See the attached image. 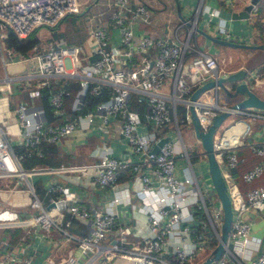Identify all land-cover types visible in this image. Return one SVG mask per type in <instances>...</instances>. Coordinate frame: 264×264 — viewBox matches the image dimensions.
I'll list each match as a JSON object with an SVG mask.
<instances>
[{
	"label": "built area",
	"instance_id": "2783aa9c",
	"mask_svg": "<svg viewBox=\"0 0 264 264\" xmlns=\"http://www.w3.org/2000/svg\"><path fill=\"white\" fill-rule=\"evenodd\" d=\"M227 2L234 10L250 4L249 18H255L257 7L251 0ZM91 3L92 0H0V105L5 106L4 110L0 109V116L8 123L11 136L8 137L0 124V179L13 178L15 184H24L32 210L29 217L16 223L43 231H58L64 244L75 248L77 253V256H69L66 264H75L74 260L81 257L86 258L84 264H92L96 259L105 264L114 257L126 259L129 264H198L210 255L219 241L222 209L207 179L209 189L206 191L216 199L211 202L210 211L181 138L179 123L188 125L191 119L189 96L185 97L190 84L199 87L227 76L229 71L194 43L191 36L202 25L199 13H207L205 24L211 36L233 42H241V39L218 16V10L205 0H199L190 20L170 25L164 35L157 36L151 32H136L140 24H151L157 19L154 10L142 0H112L108 9L93 15ZM83 15L110 22L118 30V43H112L109 26L100 21L86 28L85 38L91 41L89 47L68 43L46 48L43 37L33 36L37 42L21 51L9 41L11 36L16 39L30 37L31 31L41 27L52 32L68 17L81 19ZM213 17L218 21L214 22ZM182 25L184 32L180 30ZM152 50L154 57H151ZM68 81L76 85L70 112L64 110V97L70 94L65 84ZM245 82L250 88L253 84L264 89V71L249 70ZM216 87L213 102L202 101L205 91L194 103L202 131L208 129L219 110L228 109V104L218 100L219 87ZM133 93L149 106L145 117L154 128L152 131H140L139 112L131 107ZM13 94H26L28 100L13 104L10 101ZM102 94L106 95L105 100L89 108L83 107L87 95L98 97ZM44 101L53 115L63 117L62 120L49 121ZM179 102H184L185 106L180 117L176 108ZM261 112L263 110L257 108L242 109L235 113L239 116L213 135L214 156L226 182L233 214L225 247L212 264H264V250H258L259 237L252 234L246 216L250 209L264 210V187H253L242 193L231 175V169L239 160L236 150L243 145L242 138L251 130L252 123L264 119ZM96 118L102 131H107L112 120L120 118V134L139 159L131 162L116 157L105 142L101 143L92 152L98 161L90 181L98 188L117 191L110 205L103 210H89L76 197L64 198L62 195L69 192L63 184L47 181L43 187L50 197L45 204L34 186L37 178L60 172H84L87 166L24 169L21 160L26 153L22 150L41 156L39 146L42 142L57 143L77 130L87 132ZM241 120L247 126L235 134ZM167 124H172V128L164 130ZM232 128L233 141L225 137L226 131ZM161 130L164 132L159 133ZM162 137L167 140L154 151ZM250 147L255 153L264 154V142L250 144ZM200 154L205 163L204 152ZM146 164L152 165L150 174L143 167ZM263 166V162L256 164L242 174L243 179L251 181ZM123 168H130L140 180L135 196L140 205L138 211L144 214L146 222V232H137L129 247L121 244L129 243L128 238L133 235L131 224L120 222L113 208L117 204L131 205L129 194L117 188L118 170ZM60 199L68 201L67 209L72 218L84 220L86 234L78 235L68 230L70 219H64L62 210L55 205L48 207ZM4 261L0 257V264Z\"/></svg>",
	"mask_w": 264,
	"mask_h": 264
},
{
	"label": "crops",
	"instance_id": "0c3cea01",
	"mask_svg": "<svg viewBox=\"0 0 264 264\" xmlns=\"http://www.w3.org/2000/svg\"><path fill=\"white\" fill-rule=\"evenodd\" d=\"M112 0H92L90 5L91 14H97L98 12L105 11L109 8ZM138 0H134L137 2ZM147 4L144 0H142ZM155 4L151 3V9L154 7L159 10L164 11V16L155 19L151 24L139 25L136 32L148 33L151 32L153 35H164L170 28V25L177 26L182 24V20H190L194 13L195 8L199 3V0H154ZM259 1L251 3L256 5V15L254 19L249 18L247 11L246 18H233L232 14L234 12H240L245 10V6L240 10H234L232 6L227 2V0H205L211 6L218 10V16L225 20V24L231 31L238 35L241 42H234L236 44H264V9H260ZM148 5V4H147ZM248 5V4H247ZM250 5V4H249ZM149 6V5H148ZM251 7V6H250ZM162 14V15H163ZM95 18V17H94ZM91 18L88 15H83L80 19L71 22L72 28L74 29L70 39L59 34L60 32L65 34L67 29H71L70 26L61 25L56 30L52 31V38L48 39L49 42L44 43V47H50L51 45L58 44H68V43H78L83 47L86 42L85 38L86 28L92 22H102L107 24L111 30V40L113 44L118 43V30L110 22L99 18ZM198 20H201L198 28L206 33L211 32L206 29L205 22H207V13H199ZM214 22L218 19L212 18ZM158 21V22H157ZM215 25V24H213ZM65 26V27H64ZM67 26V27H66ZM213 27V26H212ZM153 28V30H152ZM182 32L185 31L184 25L180 27ZM209 34V35H210ZM45 40V38L43 37ZM191 40L194 43H198L200 47L203 48V44L207 48H211L212 40L208 39L202 32L197 31L192 34ZM230 41V40H228ZM233 42V41H232ZM51 43V44H50ZM216 43V42H215ZM223 45V44H222ZM90 46V45H89ZM226 47H232V50H222L220 52L223 55L222 65L229 72H235L239 69H244L246 71V76L244 80L247 81V75L249 70H259L264 69V52L256 51L257 48L251 47H239L232 45H224ZM41 47V46H39ZM204 49V48H203ZM205 50V49H204ZM155 56V51H151V57ZM226 56V57H225ZM264 71V70H261ZM66 87L70 88V94L64 97V106L67 98H73L76 85L72 81L65 82ZM227 90H233L234 83L226 82ZM214 88H211L205 92L202 101L210 103L214 101ZM219 96V90L217 92ZM19 96V94H17ZM15 97V94H13ZM138 97L135 93L131 96V107L137 109L139 106ZM25 100H28L27 98ZM13 104H15V100ZM19 102L18 100L16 101ZM133 103H136V108ZM182 103V102H180ZM184 103V102H183ZM182 103V104H183ZM221 103L228 104L226 101ZM71 105V102L69 106ZM184 105V104H183ZM144 108L139 112L142 124L140 125L141 132L152 131L154 128L150 124L149 120L145 117V114L149 108L147 103L143 100ZM264 115V111L261 112ZM70 115V113H69ZM178 115V113H177ZM178 117H180L178 115ZM63 118V117H62ZM62 120V119H61ZM121 119L116 118L110 122L107 131L100 130L99 119L96 118L92 127L89 131L77 130L69 137L65 138L64 141L57 142V147L62 156L67 157L65 162L60 165H85L87 169L83 171H69L60 172L50 175H44L40 177L41 187H43L47 182H59L67 188L68 195L63 194L64 198L76 197L79 202L87 207L89 210H103L106 206L110 205L112 197L117 193L114 189L109 187L98 188L91 184V178L95 172V165L98 158L92 154L97 145L101 143H106L112 150V154L119 158L129 159L131 162H136L139 156L132 152L130 146L127 144L126 140L120 134ZM183 124V123H182ZM187 128L186 135L189 139H194V132L192 125L184 124ZM189 126V127H188ZM172 128V124H167L164 126V130ZM164 132L161 130L162 133ZM243 145L237 148L236 152L238 154V163L231 169L232 179L236 182L239 190L245 193L247 190L253 187H264V166L262 171L255 176L251 181H246L243 179L242 174L247 170L253 168L256 164L264 163V154L259 155L255 153L250 144L263 143L264 142V119H257L251 125V130L245 134L242 138ZM182 163V162H179ZM201 165V163H200ZM202 166V165H201ZM145 167L150 174L152 165L146 164ZM207 171V167H206ZM182 173V171H180ZM203 174L206 175L205 172ZM208 176V173H207ZM118 185L117 188L122 190L124 193L129 194L131 198V205L117 204L113 205V208L120 216V222H127L131 224L133 235L128 238L129 243H122L121 246L129 247L132 242H134L135 235L137 232H146V222L143 213H140L138 209L140 205L135 196V190L140 186V180L138 176L134 174L130 168H123L118 170ZM209 179V178H208ZM11 189H7V188ZM40 187V188H41ZM44 188V187H43ZM135 188V189H134ZM24 184H15V179L6 178L0 179V257L4 259V264H66V260L69 256H77L75 248H68L67 245L62 241V235L54 230L43 231L36 227L18 225L16 223L19 219H25L30 216L32 210L29 208V196L24 190ZM44 190V189H43ZM47 193L45 192V195ZM40 197L44 195L38 194ZM65 200V199H63ZM68 201L66 206L62 209V214L64 219H70L68 230L78 235H84L87 232L86 224L84 220L71 217L69 215ZM246 216L251 224V232L253 235L259 237V248L258 250H264V210L256 211L250 209L247 211ZM135 239H134V238ZM85 257L77 258L75 264H84ZM28 261L29 263H25ZM92 264H104L103 261L100 262L96 259ZM105 264H129L126 259L116 258L109 260Z\"/></svg>",
	"mask_w": 264,
	"mask_h": 264
},
{
	"label": "water",
	"instance_id": "95a60500",
	"mask_svg": "<svg viewBox=\"0 0 264 264\" xmlns=\"http://www.w3.org/2000/svg\"><path fill=\"white\" fill-rule=\"evenodd\" d=\"M258 0H252L256 2ZM250 9V5L245 6V10L240 12H234L232 14L233 18H246L247 11ZM197 31L202 32L208 39L213 42L223 44V45H232L239 46L243 48H264V44H236L232 41L224 40L209 35L200 28H197ZM246 76V71L244 69H239L235 72H229L225 77H219L217 80H210L195 88L189 95V113H190V123L194 132V140L200 144L204 155L205 163L207 167V173L209 182L214 190V193L219 200L221 209H222V223L220 225V237L216 246L211 251L204 260L198 264H212L216 259H218L225 247L227 240V235L230 229L231 220H232V206L231 200L227 193V186L222 175V171L219 163L217 162L214 151H213V135L215 132L220 129L222 123L232 114L236 113L242 109L248 108H257L264 111V96L257 94L250 88V86L245 82L244 77ZM233 82V90H227L225 86L226 82ZM221 88L226 94L230 95L233 98L231 104L228 105V109L219 110V112L213 117L211 124L209 125L206 131H202L199 128V123L197 120L196 112L194 109V103L199 99L201 93L211 89V88ZM167 140V137H162L154 146L153 150L156 151L158 146ZM67 204V200H56L55 203H50L49 206H56L62 210Z\"/></svg>",
	"mask_w": 264,
	"mask_h": 264
},
{
	"label": "rangeland",
	"instance_id": "374dc122",
	"mask_svg": "<svg viewBox=\"0 0 264 264\" xmlns=\"http://www.w3.org/2000/svg\"><path fill=\"white\" fill-rule=\"evenodd\" d=\"M150 7H151V3L152 4H155V1L154 0H144ZM259 6H260V9H264V0H260L259 1ZM154 8V7H152ZM154 13L157 14L158 16H161L164 11L162 10H157L154 8ZM75 20V17L71 16V17H68L64 22H63V25H67V26H70L71 29H67L65 31V34L60 32L59 34L65 36L67 39H70V36H72L71 34H73V31L74 29L72 28L73 26L71 25V22H74ZM66 26V27H67ZM65 27V26H64ZM60 28V27H59ZM58 28V29H59ZM53 33L50 32L48 29H46L45 27H41V28H37L33 31H31L29 33L28 36L30 37H36V38H40V37H44L45 38V42L47 43V41L49 42V38L51 39L52 38V35ZM264 39V37H263ZM91 41L88 40V42L85 43L84 47H89ZM51 44V43H50ZM211 48H207L204 44H203V48L209 52L213 57H215L218 65H222V59L223 58V55L220 54V52L222 50H226V52L228 50H232V47H226L222 44H219V43H215V42H212L211 43ZM226 57V56H225ZM251 88L254 90V92H256L257 94L259 95H264V89L262 86L260 85H253L251 84ZM18 98V97H16ZM218 100L219 101H226L227 103L231 104L232 101H233V98L230 97V95L226 94L221 88H219V96H218ZM0 109L1 110H4L5 109V106L4 104H1L0 105ZM237 116H239V114H232L230 115L221 125L220 129L224 128L226 125H228L229 121L231 119H235ZM0 124L4 127V129L6 130L7 132V135L9 138H11L10 136V132L9 130L7 129V122L3 119L2 116H0ZM179 130H180V134H181V138L183 140V143L185 145V148L188 152V154L190 155L191 157V163L192 165L194 166L195 168V172H196V175L198 177V180H199V183H200V186L202 188V191L204 193V197H205V200L207 202V205L211 211L212 209V203L211 202H216V199L210 195L207 191H206V188L209 189V185H208V182H207V179H208V176H207V171H206V164L202 161L204 160V156L200 153H203L202 151V148L200 146L199 143L196 142V140L194 139H189L187 138V135H186V126L182 123H179ZM201 163V165H200ZM202 172H205L206 175L204 174L202 176ZM205 182V184H204Z\"/></svg>",
	"mask_w": 264,
	"mask_h": 264
},
{
	"label": "trees",
	"instance_id": "16d2710c",
	"mask_svg": "<svg viewBox=\"0 0 264 264\" xmlns=\"http://www.w3.org/2000/svg\"><path fill=\"white\" fill-rule=\"evenodd\" d=\"M147 5V4H146ZM148 6V5H147ZM150 7V6H148ZM154 10V8H152ZM159 10H162V9H159ZM155 16L158 18L160 17H163V15L161 16H158L157 14H155ZM158 22V21H157ZM153 30V28H152ZM9 41L10 43L13 44V46L17 49V50H21V51H25L27 50L28 48H30L31 46H33L37 40L35 38H32V37H27V38H24V39H16L14 38L13 36L9 37ZM256 51H263L264 52V48H257L255 49ZM264 68V67H263ZM260 70H264V69H260ZM197 87V84L195 83H192L190 84L189 86V93H187L185 95V97L189 96L190 93ZM18 97V98H16ZM26 94H21V95H15V97H13V95L11 96L10 98V101L11 100H15L14 102L17 103L16 101H25L26 99ZM106 99V95L105 94H102L98 97H91L89 95L86 96L85 98V102L83 104V107L85 106L86 108H89L91 107L94 103L100 101V100H105ZM133 101H139V106H138V110L139 112L144 108L143 106V100H133ZM71 102V98H67L66 100V103H65V106H64V110H66L67 112H70V104ZM13 103V101L11 102ZM133 105H135V108L137 107L136 106V103H133ZM44 108H45V113H46V116L47 118L49 119V121L52 123V122H55L56 120H61L62 117H57V116H54L53 113H52V109L46 104V102L44 101ZM176 108H177V113L178 115L180 116L182 111L185 109V106L182 104V103H177L176 104ZM72 114V113H71ZM55 118V119H54ZM64 141V140H62ZM57 144L58 143H47V142H42L39 146V148L42 150V155L39 156L37 155L34 151H30L28 152V150L26 149H23L22 152L26 153L25 156L22 158L21 160V165L24 169H31L32 167H42V168H47V167H57L59 166L60 163L62 162H65V159L67 157L65 156H62L59 152V149L57 147ZM66 163V162H65ZM40 178H37L35 181H34V186L37 190V192L40 194H43V196H41V200L42 202H44L45 204H47L49 202V197H50V194H46L45 195V190H43L44 188L41 187V182H40ZM41 187V188H40Z\"/></svg>",
	"mask_w": 264,
	"mask_h": 264
},
{
	"label": "bare ground",
	"instance_id": "6f19581e",
	"mask_svg": "<svg viewBox=\"0 0 264 264\" xmlns=\"http://www.w3.org/2000/svg\"><path fill=\"white\" fill-rule=\"evenodd\" d=\"M247 123L244 120H241L238 122V125L236 126V130L235 134L240 132V130L242 129V127H246ZM232 132H234L233 128L232 129H228L225 133V137L229 138L231 141H233L235 139V135H231Z\"/></svg>",
	"mask_w": 264,
	"mask_h": 264
},
{
	"label": "clouds",
	"instance_id": "9594fccd",
	"mask_svg": "<svg viewBox=\"0 0 264 264\" xmlns=\"http://www.w3.org/2000/svg\"><path fill=\"white\" fill-rule=\"evenodd\" d=\"M232 114H233V113H232ZM232 114H231V115H232Z\"/></svg>",
	"mask_w": 264,
	"mask_h": 264
}]
</instances>
